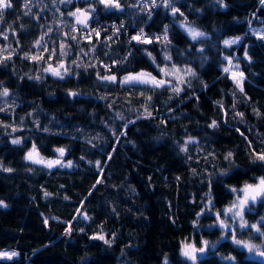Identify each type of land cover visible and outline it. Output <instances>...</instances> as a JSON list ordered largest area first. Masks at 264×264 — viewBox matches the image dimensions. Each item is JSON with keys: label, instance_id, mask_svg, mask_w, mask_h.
<instances>
[{"label": "trees", "instance_id": "1", "mask_svg": "<svg viewBox=\"0 0 264 264\" xmlns=\"http://www.w3.org/2000/svg\"><path fill=\"white\" fill-rule=\"evenodd\" d=\"M152 2L119 0L116 9L99 0H11L4 10L0 91L9 95L0 96V200L7 205L0 206V249L19 255L0 264H190L182 245L202 237L217 244L197 264H259L203 225L233 202L231 187L264 177V162L252 155L264 152V4L172 0L183 13L173 16L163 0ZM77 9L86 23L69 15ZM184 23L206 36L192 40ZM165 25L170 43L156 40ZM140 29L152 43L131 40ZM235 37L238 43L225 46ZM228 58L232 71L244 73L243 91L224 71ZM49 65L67 74L44 71ZM157 65L190 67L195 75L182 73L179 94L175 80L121 84L141 71L171 79ZM105 75L117 79H100ZM189 137L195 140L186 144ZM34 143L46 159L64 148L72 166L26 160ZM228 152L233 157L225 160ZM252 209L245 216L256 223L264 199ZM256 239L264 250V236Z\"/></svg>", "mask_w": 264, "mask_h": 264}, {"label": "snow or ice", "instance_id": "2", "mask_svg": "<svg viewBox=\"0 0 264 264\" xmlns=\"http://www.w3.org/2000/svg\"><path fill=\"white\" fill-rule=\"evenodd\" d=\"M216 2L221 6V7H227V5L224 3V0H216ZM99 3L104 4L106 7H115L116 9H120L121 5L119 4V0H99ZM261 3L264 4V0H261ZM153 4H155V0H153ZM163 4L165 7H170L171 12L173 16H175L177 13H180L179 8H176L172 4V0H163ZM27 6V5H25ZM12 7L11 0H0V18L3 17V13L5 9H8ZM144 10V9H142ZM85 10L77 9L75 12L69 13V15L76 17L77 21L79 23H86L87 22V15L84 14ZM89 11H95V9H90ZM79 14H84L83 19L81 18V15ZM151 14L149 13V16ZM180 15H183V13H180ZM181 27L190 35L192 40H197L201 37H205L206 33L203 31L198 30L195 27H191L187 24H182ZM51 30V29H50ZM2 34V33H0ZM97 36H99V32L96 33ZM143 37V39H142ZM75 39V37H72ZM264 38V37H262ZM110 39V37H109ZM131 40L137 41V42H142V43H152V40L148 37L145 36L143 29H140V32L131 37ZM157 41H162L165 43H170L169 37H168V26H164L163 34L162 36H156ZM240 40V37H235L232 39L224 40L225 46H231L233 44L238 43ZM37 45L41 43L40 40H37L35 42ZM63 47V46H62ZM47 51V49H45ZM26 58H31L33 60H41L43 57L40 56H29L28 53L24 54ZM61 55H64L63 52H61ZM151 56V54H148ZM245 56H247V52H245ZM11 57H5V59H10ZM154 59V58H153ZM166 60H171V56L166 55L165 56ZM250 59V57H249ZM229 60V67L224 68L225 72H231L232 71V66H231V58H228ZM2 62V60H0ZM59 67L63 68V65L61 64ZM105 68H110L109 65H104ZM158 68H160L159 65H157ZM235 67H239L236 65ZM44 71L46 72H51L53 75L62 77V75L67 74V69L65 68L63 73L56 68H52L51 65L49 67L45 68ZM160 72L163 73L165 77H171V79H157L156 77L152 76L151 73H146V72H138L135 74H128L123 77L121 80V84H128V85H135V84H149L152 85L153 87H165L166 85H173V80L177 81L176 85L172 86V91L175 93L179 94L180 91H182V88L179 86L181 83H184L185 81L183 80L182 73H186L188 75H195V72L193 69L190 67H185L184 69L178 68L176 65H173L171 69H166V68H160ZM244 77L243 72H232V79L235 81L236 85L240 88L241 91H243L242 87V80ZM36 79H39V77H36ZM100 79L105 80V81H112L114 82L117 78L115 75H105L100 77ZM189 87L191 86L190 84L188 85ZM9 95V90L7 88H4L2 91H0V96H8ZM70 95H77L76 92H70ZM148 99H151L150 97ZM2 110V109H0ZM148 115H151L148 113ZM239 115H243L242 113H239ZM217 122L213 121L210 127H216ZM15 131V129H13ZM44 131H48V129H44ZM195 138L189 137L188 141H186V144L188 142H194ZM13 144H20L21 139H13L12 140ZM186 144L183 148H181V151H186L187 147ZM249 144L251 142L249 141ZM57 153H59L60 157L62 158L65 152L64 148H57L55 149ZM38 154V149L36 144L34 143L32 145V148L27 152L25 155L26 160H30L33 163H40L44 164L47 167L51 168L54 165H60L61 164V159H56V160H45L43 158L37 159L36 156ZM252 155L255 160H259L261 162H264V152H259L257 153L254 149H252ZM233 157L232 152H228L227 155L224 157L225 160H230ZM97 166L100 165V162H96ZM64 166V165H62ZM68 167H71V161L67 163ZM0 167H2V164H0ZM5 171L11 172V168H6L4 169ZM221 174L226 175L227 170H221ZM99 183V181H98ZM230 191L236 194V199L231 203L230 206L226 207L224 209L225 213H231V219L233 222H235L237 219H239V227L241 229H246V228H251V230L260 233L261 236H264V231L261 230L260 224L261 222H264V216L260 217V220L257 221V223L249 225L248 221L244 218V213L246 208H250L251 204H255L257 199H264V177H260L258 179V182L256 185H250V184H245L243 187L240 189H237L235 187H231ZM47 196L48 193H45ZM0 206L7 207L4 201L0 200ZM209 206H211V198H209ZM85 218H87L86 214ZM216 218H217V224L225 231L230 227L229 224H226L224 220L220 219L221 213L220 211H217L215 213ZM45 224L48 223V218L45 217L44 220ZM66 229V233H67ZM114 235V234H113ZM101 240H104L105 243L110 244L112 241L105 239L103 235H100L98 237H95ZM232 239L233 242L239 246H242L244 248H247L249 252L257 251L259 252L260 256H264V251H260L259 246L251 244L250 242L242 241L236 238L235 234V227H232ZM209 246V242L207 240L202 241V246L200 248H196L194 244H188L185 243L181 249V254L186 257L187 259L191 260L193 264H195L197 260V253H204L206 248ZM214 248L215 245H212ZM19 253L15 251H0V258H8L11 259L15 256H18ZM229 260H235V257H227ZM165 264H167V260H165Z\"/></svg>", "mask_w": 264, "mask_h": 264}, {"label": "rangeland", "instance_id": "3", "mask_svg": "<svg viewBox=\"0 0 264 264\" xmlns=\"http://www.w3.org/2000/svg\"><path fill=\"white\" fill-rule=\"evenodd\" d=\"M83 15L84 14H82V19H83ZM184 24H187V25H189V26H191V27H195V26H193L192 24H190V23H184ZM195 28H197V27H195ZM183 29V28H182ZM198 30H200V31H202L201 29H199V28H197ZM184 30V29H183ZM185 31V30H184ZM186 32V31H185ZM262 32V31H261ZM261 32H258V33H261ZM187 33V32H186ZM188 34V33H187ZM189 35V34H188ZM190 36V35H189ZM232 72H236V71H231L230 72V75L232 76ZM36 158L37 159H39V158H43V159H45V160H56V159H61V164L60 165H67V161L65 160V156L63 155V157L61 158L60 157V155H59V153H57V155L56 156H54L53 158H51V159H46V158H44V157H42L39 153L37 154V156H36ZM30 161V160H29ZM37 164H40V163H37ZM41 165H43V166H46V165H44V164H41ZM57 166H59V165H54L53 167H51V168H54V167H57ZM47 167V166H46ZM257 184V183H256ZM256 184H250V185H256ZM243 187V186H242ZM241 187H239L238 189H240ZM236 199V194L234 195V199H233V201ZM262 199H257V201L255 202V204H257L259 201H261ZM255 204H251L250 205V208H246L245 209V213H244V218L248 221V223H249V225H251V224H254V223H252V222H250L249 220H248V218L245 216V214H246V212H249V211H252L253 209H252V207H253V205H255ZM231 205V204H230ZM230 205H228V206H230ZM228 206H226V207H228ZM225 207V208H226ZM210 208V207H209ZM225 208H223L221 211H220V213H221V216H220V219H222V220H224L225 221V223L226 224H229L230 225V227L227 229V231H225V230H223L218 224H217V218H216V215H215V213L217 212V211H214V212H212V214H213V216L216 218V222L213 224V223H210V224H204L203 225V227L205 228V229H208V230H214V229H218V230H220V235H219V241H222V240H226V239H228V240H230V242L234 245V246H236L237 248H239V249H241V250H244V252H245V254L247 253V252H249L248 250H247V248H244V247H242V246H239V245H237V244H235L234 242H233V239H232V227H235V234H236V238L237 239H239V240H242V241H246V242H250L251 244H254V245H257V246H259V249L260 250H263V248H262V246H261V244L258 242V239H256V238H258L259 237V235H260V233H257V232H255V231H253V230H251V228L249 227V228H246V229H241L240 227H239V219H237L235 222H233L232 221V219H231V216H232V214L231 213H225L224 212V209ZM202 213H211V211H209L208 210V208H206V209H204L203 211H202ZM258 221H259V219H258ZM257 223V222H256ZM261 224H264V222H261ZM262 230V229H261ZM204 240H207L208 242H209V246L206 248V250H205V252H204V254H207L209 251H211V250H214L215 248H216V244H217V242L216 243H213L212 241H210L209 239H207V238H204V237H202L201 239H200V244L199 245H197L194 241H191V242H185V243H188V244H194V246L196 247V248H200L201 246H202V241H204ZM184 243V244H185ZM183 244V245H184ZM183 245H182V247H183ZM212 245H215V247L213 248L212 247ZM0 251H15V252H17L15 249H0ZM255 251H253V252H251V253H254ZM198 255H199V253H197V257H198ZM183 256V255H182ZM18 256H15V257H13V258H11V259H8V258H0V260H13V259H15V258H17ZM183 259H185V260H187L190 264H193V262L191 261V260H189V259H187L186 257H184L183 256ZM195 264H197V263H195Z\"/></svg>", "mask_w": 264, "mask_h": 264}, {"label": "water", "instance_id": "4", "mask_svg": "<svg viewBox=\"0 0 264 264\" xmlns=\"http://www.w3.org/2000/svg\"><path fill=\"white\" fill-rule=\"evenodd\" d=\"M202 254L200 253L199 254V257L197 258L196 262L200 260ZM245 259L246 260H250V261H254V262H257L259 264H264V256H260L259 255V252H255V253H248L246 256H245ZM195 262V263H196Z\"/></svg>", "mask_w": 264, "mask_h": 264}, {"label": "built area", "instance_id": "5", "mask_svg": "<svg viewBox=\"0 0 264 264\" xmlns=\"http://www.w3.org/2000/svg\"><path fill=\"white\" fill-rule=\"evenodd\" d=\"M153 3V2H152ZM149 11H151V8H149Z\"/></svg>", "mask_w": 264, "mask_h": 264}, {"label": "flooded vegetation", "instance_id": "6", "mask_svg": "<svg viewBox=\"0 0 264 264\" xmlns=\"http://www.w3.org/2000/svg\"><path fill=\"white\" fill-rule=\"evenodd\" d=\"M247 254V253H246ZM234 263V262H233Z\"/></svg>", "mask_w": 264, "mask_h": 264}]
</instances>
